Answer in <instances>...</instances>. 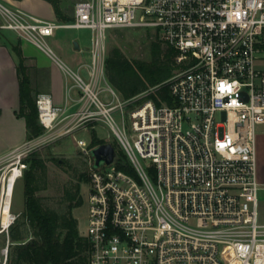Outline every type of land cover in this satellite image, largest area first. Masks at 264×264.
Segmentation results:
<instances>
[{
  "label": "built area",
  "instance_id": "2783aa9c",
  "mask_svg": "<svg viewBox=\"0 0 264 264\" xmlns=\"http://www.w3.org/2000/svg\"><path fill=\"white\" fill-rule=\"evenodd\" d=\"M0 18V28L44 50L74 80L64 107L49 93L37 95L45 132L0 158V264H9L11 229L23 214L13 206L27 159L46 142L100 122L119 138L128 167L116 159L93 164L88 264H264L257 162L264 0H80L65 23L0 0ZM130 27L153 28L177 50L178 71L165 82L173 104L158 105L150 91L126 98L109 81V31ZM59 29L92 31L91 59L77 70L45 42ZM78 145L92 149L85 139Z\"/></svg>",
  "mask_w": 264,
  "mask_h": 264
},
{
  "label": "trees",
  "instance_id": "16d2710c",
  "mask_svg": "<svg viewBox=\"0 0 264 264\" xmlns=\"http://www.w3.org/2000/svg\"><path fill=\"white\" fill-rule=\"evenodd\" d=\"M58 7V0H50ZM177 50L168 45L164 47L158 38L151 43L150 59H131L124 51L114 47L106 59V73L109 81L126 98L137 96L147 89H153L148 96L158 105L163 101L173 104L168 84H165L178 69L176 63ZM24 60H20L21 75V108L20 114L26 116L29 139L39 137L45 132L39 121L36 105V93L33 92ZM104 143L94 134L91 148ZM27 162L30 167L24 174L26 196L25 217L32 236L27 238L26 232L18 221L11 229L12 245L9 264H88L90 245L88 239L81 234L78 219L73 215L75 205L66 211L46 205L39 192L43 189L46 176V162L33 156ZM119 168L127 169L124 154H117ZM74 196L71 197L73 199Z\"/></svg>",
  "mask_w": 264,
  "mask_h": 264
},
{
  "label": "rangeland",
  "instance_id": "374dc122",
  "mask_svg": "<svg viewBox=\"0 0 264 264\" xmlns=\"http://www.w3.org/2000/svg\"><path fill=\"white\" fill-rule=\"evenodd\" d=\"M1 31L0 36L7 34L15 37L16 35L12 31H5V34ZM91 36V29H59L56 36L46 37L45 42L52 47L58 57L77 70L80 63L91 59V54L88 50L91 47ZM158 38L163 42L164 47L168 46L161 35L153 28L130 27L111 30L107 39L108 53L112 48L118 47L131 59L149 60L151 43ZM75 41H78L82 49H87L85 55L77 53ZM33 49L35 53L39 54V57L47 61H54L50 55L34 43ZM257 67L264 70V60L258 61ZM82 74L87 77L85 70H82ZM64 76L66 83L69 85L74 83L70 76H66L65 73ZM149 91L151 93L153 90L151 88L147 89L137 96L140 97ZM72 94L78 97L79 92L74 89ZM74 109H71L70 112ZM114 117L121 125L122 121L118 112L114 114ZM60 127L61 125L57 126V133L60 132ZM94 134L98 140L104 141V143H112L117 154L122 155L124 153L121 142L111 127L106 123L100 122L92 130H78L65 136H58L59 138L40 146L36 150L35 155H33L44 159L46 162L45 181L43 189L39 192L43 196L46 205L59 211H66L71 204L75 205L80 202L77 206H74L73 215L78 219L81 234H84L88 224V183L94 160L90 153H85L78 145V139H85L88 145L91 146ZM258 139L260 141L258 147L260 162L263 159L262 167L260 164L259 170L261 177L264 170V127L262 126L258 130ZM29 167L30 162H28ZM72 196H74L73 199H71ZM13 207L14 211L23 212L19 224L22 225V229L27 234L26 239L30 238L32 232L26 223L24 213L26 208L24 177L17 182ZM259 222L264 224V188L259 194ZM4 243V235H0V245L3 246Z\"/></svg>",
  "mask_w": 264,
  "mask_h": 264
},
{
  "label": "crops",
  "instance_id": "0c3cea01",
  "mask_svg": "<svg viewBox=\"0 0 264 264\" xmlns=\"http://www.w3.org/2000/svg\"><path fill=\"white\" fill-rule=\"evenodd\" d=\"M2 1L13 8L23 9L43 19L65 23L74 19L75 4L80 0H58V7L50 0ZM0 30L4 34L5 31H12L3 28ZM14 33L15 37L7 34L0 36V158L7 156L16 147L29 140L26 116L20 114L19 64L21 59L27 66L31 87L36 97L39 93H49L56 107H64L68 95L64 72L58 63L55 60L47 61L39 57V54L34 52L31 41ZM81 49V47L79 50L76 49L79 55H83ZM74 108L76 109L77 106ZM259 143L257 135L258 175L259 180L264 183V176H262L264 170L261 177L259 174L260 164L262 167L263 161L261 159L260 162V156H258Z\"/></svg>",
  "mask_w": 264,
  "mask_h": 264
},
{
  "label": "water",
  "instance_id": "95a60500",
  "mask_svg": "<svg viewBox=\"0 0 264 264\" xmlns=\"http://www.w3.org/2000/svg\"><path fill=\"white\" fill-rule=\"evenodd\" d=\"M75 49L79 50L80 45L75 41ZM94 160V167L98 168L104 164L111 165L117 157V151L112 143H102L90 150Z\"/></svg>",
  "mask_w": 264,
  "mask_h": 264
},
{
  "label": "bare ground",
  "instance_id": "6f19581e",
  "mask_svg": "<svg viewBox=\"0 0 264 264\" xmlns=\"http://www.w3.org/2000/svg\"><path fill=\"white\" fill-rule=\"evenodd\" d=\"M12 177H14V176H12Z\"/></svg>",
  "mask_w": 264,
  "mask_h": 264
}]
</instances>
